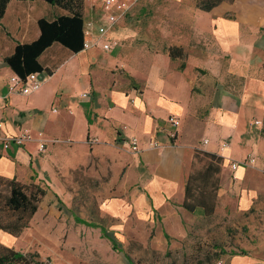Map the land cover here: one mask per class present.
I'll use <instances>...</instances> for the list:
<instances>
[{"label":"crops","instance_id":"crops-1","mask_svg":"<svg viewBox=\"0 0 264 264\" xmlns=\"http://www.w3.org/2000/svg\"><path fill=\"white\" fill-rule=\"evenodd\" d=\"M166 1V10L158 7L163 17L150 22L152 37L166 41V51L137 48L138 27L120 16L109 33L119 46L110 51L74 52L53 42L38 58L42 86L28 94L10 90L17 73L6 58L18 44L39 38L40 19L68 12L45 0L8 2L0 20V137L30 132L33 139L6 149L0 143L1 180L40 186L50 201L62 189V175L74 169L110 172L128 196L108 199L109 212L168 214L178 232L190 213L181 204L194 152L208 151L222 158L227 176L217 209L231 205L237 217L264 210V0L225 1L208 12L182 0ZM99 11L88 8L84 18ZM172 46L183 48L186 64L168 55ZM171 117L178 118V126ZM255 119L262 124L253 128ZM173 131L175 139L169 136ZM129 136L139 138L141 150L131 151ZM150 141L160 146L151 147ZM18 238L0 230V245ZM253 253L230 255L228 262L264 264Z\"/></svg>","mask_w":264,"mask_h":264},{"label":"rangeland","instance_id":"rangeland-1","mask_svg":"<svg viewBox=\"0 0 264 264\" xmlns=\"http://www.w3.org/2000/svg\"><path fill=\"white\" fill-rule=\"evenodd\" d=\"M182 1L196 5V0ZM90 4L84 0V14ZM160 5L166 10L167 1L137 0L121 18L131 19L130 27H138L137 48L166 51V41L157 43L150 30V22L163 17L162 12L158 14ZM167 20L165 11L164 23ZM176 60L186 64V59ZM206 161L194 152L191 170L202 168ZM216 177L221 186L227 181L222 169ZM60 183L62 189L53 192L50 201L42 197L38 212L17 243L0 245V264H229V256L242 251H254L253 255L264 259V210L237 217L231 205L217 209V196L212 216L187 213L177 232L168 214L145 216L132 210L115 217L109 212L108 199L128 196L120 182L112 181L110 172L98 174L91 167H80L62 175ZM3 194L9 190L3 189ZM76 216L101 227L80 224ZM102 227L107 229L105 235Z\"/></svg>","mask_w":264,"mask_h":264},{"label":"trees","instance_id":"trees-1","mask_svg":"<svg viewBox=\"0 0 264 264\" xmlns=\"http://www.w3.org/2000/svg\"><path fill=\"white\" fill-rule=\"evenodd\" d=\"M45 1L63 8L68 13L52 21L40 19L39 27L42 33L39 38L30 43L18 44L14 53L6 58L11 69L22 78L31 72L43 71L38 58L53 42H59L74 52L84 49V0ZM225 1L234 2L235 0H196V6L199 10L208 12ZM8 2L10 0H0V20L4 17ZM168 52L172 59L184 60L187 55L181 46H172ZM201 155L207 158V161L202 168H193L190 171L185 184V199L181 206L193 214L201 211L204 215L212 216L221 185L216 174L222 169L223 160L220 156L208 151L196 152V157ZM3 185L7 186L8 195L3 196ZM45 194L46 190L40 186L22 185L15 179H0V230L18 237L24 228L29 226L30 219L38 211L39 203ZM3 216L10 218L6 220ZM76 220L82 224L101 227L97 223L88 222L78 216ZM106 230L102 227L103 235ZM112 242L114 243L113 240ZM235 254L245 255L246 252L232 253V255Z\"/></svg>","mask_w":264,"mask_h":264},{"label":"built area","instance_id":"built-area-1","mask_svg":"<svg viewBox=\"0 0 264 264\" xmlns=\"http://www.w3.org/2000/svg\"><path fill=\"white\" fill-rule=\"evenodd\" d=\"M90 11H96L100 9L99 13L95 16L85 18L84 20V36H83V48L89 50L93 47L102 48V50L110 51L114 47L119 46L117 39L110 38L109 33L115 26L116 22L119 20L120 16H124L130 6L137 0H90ZM98 4V6L96 5ZM43 81L40 78V73L35 71L29 73L25 78L20 77V75L15 74L11 77V82L9 87L11 91L20 88V91L24 94H28L32 91H37L42 86ZM84 97H88V93L83 94ZM173 126H178L180 121L177 117H171L169 119ZM261 119H255L251 122L253 128L261 125ZM177 131L170 133V137L175 139L177 137ZM33 136L30 132H25L21 135H16L11 139H2L0 137V143H2V148H8L12 143H16L19 146L23 145L26 141L32 140ZM132 152H138L140 148V140L136 136H129L126 141ZM207 143L208 140H205ZM228 142H223L222 146H227ZM149 145L151 147H159L160 145L156 141H150ZM45 143L41 144L40 150L45 148ZM249 163H254L256 158L250 156L248 158ZM238 167L237 162L232 163V168L236 169Z\"/></svg>","mask_w":264,"mask_h":264}]
</instances>
